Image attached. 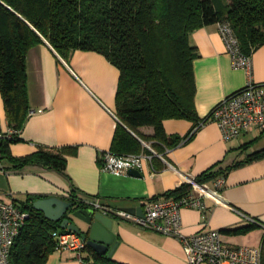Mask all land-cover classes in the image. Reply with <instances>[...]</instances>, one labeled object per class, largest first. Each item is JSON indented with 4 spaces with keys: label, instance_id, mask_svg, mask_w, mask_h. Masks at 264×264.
Instances as JSON below:
<instances>
[{
    "label": "crops",
    "instance_id": "obj_1",
    "mask_svg": "<svg viewBox=\"0 0 264 264\" xmlns=\"http://www.w3.org/2000/svg\"><path fill=\"white\" fill-rule=\"evenodd\" d=\"M189 40L197 53L193 61V103L197 116L205 119L223 98L245 86L246 74L243 69L231 67L215 24L191 33ZM251 61L253 80L264 82V45L251 52ZM117 80V69L94 52L75 51L65 62L46 42L28 51L29 110L18 139L8 144L10 155L0 160V201L19 206L29 199L59 196L85 204L100 202L116 209L138 208L145 201L168 197L165 194L188 176L221 174L222 196L230 208L206 201L204 213L181 209V234L218 230L225 245L260 248L264 264V158L248 161L249 156L264 149V133L253 129L224 142L215 123L208 120L191 139L162 154L151 148L163 160L156 155L154 164L151 159H143L140 178L113 175L101 169L100 157L110 149L118 124L114 115ZM163 125L167 134L183 136L192 124L166 120ZM8 129L0 93V132ZM139 130L144 135L153 133L151 127ZM39 150L62 152L66 159L64 172L39 165L15 168L10 159ZM114 220L112 233L119 244L111 259L124 264H187L183 248L174 237L139 228L127 220ZM81 256L94 264L95 255L87 247ZM43 264L82 263L74 252L55 249Z\"/></svg>",
    "mask_w": 264,
    "mask_h": 264
},
{
    "label": "trees",
    "instance_id": "obj_2",
    "mask_svg": "<svg viewBox=\"0 0 264 264\" xmlns=\"http://www.w3.org/2000/svg\"><path fill=\"white\" fill-rule=\"evenodd\" d=\"M218 22L229 24L244 55L251 57L264 45V0H0V93L9 128L19 132L29 110L27 53L46 42L65 62L75 51L94 52L117 69L118 124L108 151L150 155L142 142L158 154L176 147L211 119V113L200 119L195 111L197 53L189 37ZM166 120L192 125L183 136L170 135ZM142 127H151L153 133L142 134ZM17 139L18 134L0 142V160ZM261 158L264 149L248 161ZM10 159L15 168L39 165L61 173L66 165L62 152L44 150ZM156 161L153 156L151 163ZM218 176L223 175L205 173L195 180L203 184ZM190 188L183 183L165 195L178 199ZM32 203L29 199L19 205L29 218L11 248L9 264H43L56 248L51 233L60 229L59 222L46 220ZM94 255V264H124Z\"/></svg>",
    "mask_w": 264,
    "mask_h": 264
},
{
    "label": "built area",
    "instance_id": "obj_3",
    "mask_svg": "<svg viewBox=\"0 0 264 264\" xmlns=\"http://www.w3.org/2000/svg\"><path fill=\"white\" fill-rule=\"evenodd\" d=\"M216 27L230 56L231 67L245 71L246 83L243 88L223 98L213 108L210 120L217 126L224 142L253 129L264 133V82L257 83L253 80L251 57L241 53L229 24L218 22ZM18 133L12 129L5 133L0 132V142L11 140ZM142 145L149 150L150 155L103 152L100 157L101 169L116 176L126 175L129 169L140 170L143 159L150 160L156 155L150 145ZM156 156L163 160L162 156ZM184 183L190 185V191L178 199L163 197L143 202L140 205L143 217L128 214L100 202L87 204L114 218L130 221L139 228L174 237L183 248L187 264H262L260 248L225 245L218 230H201L190 236L181 234V209L194 208L204 213L207 211L206 201H211L214 206L226 205L230 208L222 196L223 176L215 178L211 185L198 183L195 177L190 176L186 177ZM28 218L29 213L22 211L15 203L0 201V264H9L11 248ZM248 220L257 223L254 219ZM51 237L56 243V250L74 252L82 264H93L81 256L86 244L79 235L67 229H57L51 233Z\"/></svg>",
    "mask_w": 264,
    "mask_h": 264
},
{
    "label": "water",
    "instance_id": "obj_4",
    "mask_svg": "<svg viewBox=\"0 0 264 264\" xmlns=\"http://www.w3.org/2000/svg\"><path fill=\"white\" fill-rule=\"evenodd\" d=\"M142 144H144L142 142ZM127 175L140 178L139 170L129 169ZM76 201L66 200L59 196L36 199L32 203L35 211L41 212L51 222H59L62 230H69L80 236L86 247L98 256L111 259L119 242L112 233L114 217L86 204L79 207ZM128 214L143 217L141 207L120 209ZM80 222V225L75 222Z\"/></svg>",
    "mask_w": 264,
    "mask_h": 264
}]
</instances>
